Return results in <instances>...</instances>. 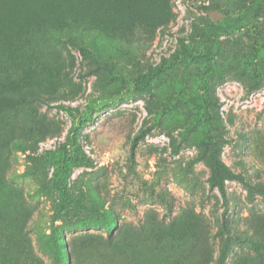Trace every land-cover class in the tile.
Here are the masks:
<instances>
[{
    "label": "rangeland",
    "instance_id": "obj_1",
    "mask_svg": "<svg viewBox=\"0 0 264 264\" xmlns=\"http://www.w3.org/2000/svg\"><path fill=\"white\" fill-rule=\"evenodd\" d=\"M9 6L0 39V264H213L223 219L243 237L225 264H264V203L249 202L237 181L224 182L226 205L210 188V146L186 99L212 104L219 160L264 182V0ZM59 14L79 30L67 33ZM150 71L139 87L137 76ZM26 83L77 119L25 100ZM70 129L89 164L61 150Z\"/></svg>",
    "mask_w": 264,
    "mask_h": 264
},
{
    "label": "trees",
    "instance_id": "obj_2",
    "mask_svg": "<svg viewBox=\"0 0 264 264\" xmlns=\"http://www.w3.org/2000/svg\"><path fill=\"white\" fill-rule=\"evenodd\" d=\"M16 1H24V0H0V39L1 35L4 33L5 26L8 24H12V21L9 19V21H5V16L8 18H11L10 16V10L9 4H12ZM135 1V0H130ZM259 6H256V8ZM201 8V7H199ZM204 9V7H203ZM59 24H61L64 29L69 32H75V24L76 20L70 19L69 16L61 15L59 14L57 16ZM18 21V20H17ZM34 25L40 26V32L45 30L46 27L44 25H40L39 21H35ZM46 33L50 35L53 38L60 37V33H57L56 31H47ZM67 44L71 45L72 47L76 48L78 52L81 54L82 58L86 60L88 63L92 64L94 68H97L100 66L98 61L94 58V56L89 52L88 49H86L84 46L75 44L73 41H66ZM1 64V63H0ZM24 67H20L17 71L20 73ZM16 71L15 74H11L12 77H9L8 73H5L4 78L5 80H13L19 76V73ZM152 71L148 72L145 75H138L137 76V82L139 84V87L143 86V84L148 81L151 77ZM255 82H258V75L256 74ZM0 80V85H1ZM256 83L254 84V88L256 87ZM18 92H20L22 95L25 96V100L29 101V98L31 101L36 102L38 104H42L47 107H51L50 103L47 101L45 96L43 95L42 91L38 88H36L34 85L30 83L23 84L20 88H18ZM5 99L7 101L15 100V96H7L5 95ZM191 102V105L195 108V113L192 118V121L196 124L201 125V129L204 133V142L210 146L211 150V169H212V175L210 179V188H216L218 192L220 193L224 204L226 205L227 197H226V191L224 187V182L226 180L229 181H237L240 183L247 193V198L249 202H252V198L254 196H259L261 200L264 203V182H258L254 183L251 181V179L246 178L242 173H234L232 172L227 166H225L218 158V151L217 147L212 141H209L210 137V129H211V114L209 111V107L212 105L209 103V101L205 100L200 95H195L191 98H186ZM56 109L63 111L66 115H68L73 121L77 119L76 113H74V110L69 107L65 106L64 104H55L53 105ZM52 106V107H53ZM73 129H70L65 142L61 144V150L66 152V157H69L74 163L76 164H89L90 160L83 154H79V143L77 141L76 136L73 134ZM11 135L8 136V139L11 142H15L11 139ZM0 140H2V137H0ZM63 161V160H62ZM231 227L227 224V221L223 219L220 223L219 229L216 231V236L218 238V253L215 259V262L213 264H225L226 260L228 259V256L232 250V240L233 238H236L238 240L243 241V237L237 236L234 237L233 234H231ZM246 237V236H245ZM264 249V246H263Z\"/></svg>",
    "mask_w": 264,
    "mask_h": 264
}]
</instances>
